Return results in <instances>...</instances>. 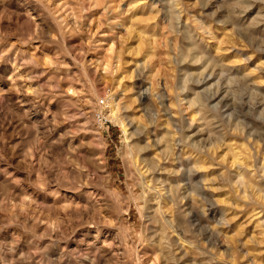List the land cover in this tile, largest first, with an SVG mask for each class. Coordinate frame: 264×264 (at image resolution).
<instances>
[{
    "label": "rangeland",
    "instance_id": "374dc122",
    "mask_svg": "<svg viewBox=\"0 0 264 264\" xmlns=\"http://www.w3.org/2000/svg\"><path fill=\"white\" fill-rule=\"evenodd\" d=\"M0 264H264V0H0Z\"/></svg>",
    "mask_w": 264,
    "mask_h": 264
},
{
    "label": "bare ground",
    "instance_id": "6f19581e",
    "mask_svg": "<svg viewBox=\"0 0 264 264\" xmlns=\"http://www.w3.org/2000/svg\"><path fill=\"white\" fill-rule=\"evenodd\" d=\"M116 110V109H115ZM115 110L113 111V112H115ZM110 114H113L114 115V113H110ZM113 115H111V116H113ZM116 115V114H115ZM121 126H122V130L123 131H125V125H124V123H121ZM127 132V131H126ZM197 169V168H196ZM189 172H191V171H189ZM191 174V173H190ZM197 189V188H196ZM199 189V188H198ZM185 190V189H184ZM193 191V190H192Z\"/></svg>",
    "mask_w": 264,
    "mask_h": 264
},
{
    "label": "built area",
    "instance_id": "2783aa9c",
    "mask_svg": "<svg viewBox=\"0 0 264 264\" xmlns=\"http://www.w3.org/2000/svg\"><path fill=\"white\" fill-rule=\"evenodd\" d=\"M101 104L103 105L104 104V101H101Z\"/></svg>",
    "mask_w": 264,
    "mask_h": 264
}]
</instances>
